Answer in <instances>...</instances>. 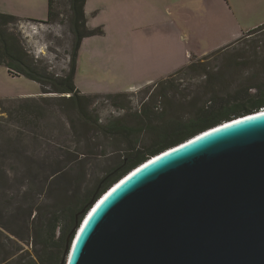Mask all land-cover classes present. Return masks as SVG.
I'll return each mask as SVG.
<instances>
[{
    "label": "rangeland",
    "instance_id": "rangeland-1",
    "mask_svg": "<svg viewBox=\"0 0 264 264\" xmlns=\"http://www.w3.org/2000/svg\"><path fill=\"white\" fill-rule=\"evenodd\" d=\"M69 2L55 0L58 16L47 21L49 0H0L1 12L24 18L10 28L22 35L36 64L59 76L69 72L75 42ZM86 11L89 27L101 31L84 38L75 83L81 92L93 95L91 111L103 123L138 110L154 91L144 93L145 85L169 77L192 59L201 60L264 24V0H87ZM244 38L225 52L201 60L209 76L198 70L176 74V88L163 89L169 97L159 96V103L172 102L171 111L189 118L210 105L212 98L238 106L264 95V30ZM41 91L37 81L11 75L0 64V98H13L0 105V250L7 256L0 264L38 262L42 247L33 236L35 220L59 211L63 202H82L80 220L121 155L104 137L90 136L73 105L60 100L64 94ZM119 92L129 93L116 100L108 96ZM41 94L48 100L42 103L40 119L15 113L21 105L15 98ZM38 167L42 185L32 181ZM58 170L61 176L54 178ZM75 187L80 189L74 198ZM62 221L57 237L68 240L76 222Z\"/></svg>",
    "mask_w": 264,
    "mask_h": 264
},
{
    "label": "water",
    "instance_id": "water-1",
    "mask_svg": "<svg viewBox=\"0 0 264 264\" xmlns=\"http://www.w3.org/2000/svg\"><path fill=\"white\" fill-rule=\"evenodd\" d=\"M89 206L61 264H264V111L151 156Z\"/></svg>",
    "mask_w": 264,
    "mask_h": 264
},
{
    "label": "trees",
    "instance_id": "trees-1",
    "mask_svg": "<svg viewBox=\"0 0 264 264\" xmlns=\"http://www.w3.org/2000/svg\"><path fill=\"white\" fill-rule=\"evenodd\" d=\"M86 1L87 0H70L69 2L71 27L72 32L75 35V42L70 54V69L66 75H56L46 68L37 65L30 51L26 48L22 35L17 34L10 28L11 25H15L17 21L24 20V18L6 14L1 11L0 64L5 65L11 75L25 76L40 83L42 94H64L63 96H60V100H67L73 105L74 111L77 113L82 126L88 128L90 131V136L104 137L111 143L114 151L121 154L118 156L115 165L110 167L102 178V182L105 181V185L98 195H94L96 199L123 175L151 156L177 145L199 132L226 120L262 108L264 109V95L250 104H242L238 106H233L228 103H216L215 99L212 98L209 101L210 105L206 104L200 111L195 112L189 118H181L177 116L178 114L175 110L171 111L172 106H174L172 102L164 103V101H162L163 104H160L158 100L159 96H162L163 98L169 97L167 93H164L163 89L176 88L173 83L175 80L174 76L184 70H198L204 73L206 77L209 76L207 68L204 67L206 64L201 60L205 61L215 55L221 54L236 44L241 43L246 39L244 37L264 30V24H262L245 32L243 36L235 42L204 56L201 60L192 59L185 68L169 77L159 82L145 85L143 89L144 93L147 94L153 89L154 91L148 99L143 100L142 105L135 112H127L121 116L111 117L105 123L101 122L100 117L94 115L90 108L93 104V95L81 92L75 83L77 60L83 39L101 31V28H91L88 26V19L85 10ZM54 2L55 0H49V14L47 21H54L58 16V13L54 10ZM27 20L44 22L33 19ZM172 91L177 92L176 89H172ZM128 93L129 92H119L108 94V96L116 100V98L126 97ZM42 94L34 97L15 98V101H19L21 104L20 109L15 113L25 118H32V116H35L40 119L44 111V105L42 103L48 100ZM4 100L5 102H12L13 98H0V105L4 104ZM3 109L8 108L4 105ZM12 114L13 113L10 112L9 115ZM101 154H104V150H102ZM38 171L39 167L36 168L32 181L41 184ZM54 174V178H59L61 176V171H55ZM80 175H82V173H79V176ZM76 179L78 180L79 178L76 177ZM79 189L76 187L74 188V198L78 196ZM81 204L82 202H76L73 204H67V202L64 204L63 202L59 211L51 210L46 215L38 217L37 220H35L33 236L42 247L41 254H38V262H34L35 264H61L65 255L68 240H66L64 236L57 237V233L62 229V220L69 222L75 220L74 222H76L78 209L81 207ZM89 207L88 203L86 208L88 209ZM83 217L84 215H82L80 221H82ZM72 238L73 236L70 240H72ZM0 259L2 261L7 259V256H3L1 250Z\"/></svg>",
    "mask_w": 264,
    "mask_h": 264
},
{
    "label": "crops",
    "instance_id": "crops-1",
    "mask_svg": "<svg viewBox=\"0 0 264 264\" xmlns=\"http://www.w3.org/2000/svg\"><path fill=\"white\" fill-rule=\"evenodd\" d=\"M87 2V1H86ZM85 10H86V5H85ZM86 16H87V19H88V26H89V14H88V12L86 11ZM246 32V31H245ZM244 32V33H245ZM243 33V34H244ZM84 40V39H83ZM226 46V45H225ZM81 47H82V45H81ZM77 68H78V63H77ZM137 84H141V83H137ZM142 84H144V83H142ZM141 87V86H140ZM139 86L138 87H136L135 89H139L140 88Z\"/></svg>",
    "mask_w": 264,
    "mask_h": 264
},
{
    "label": "bare ground",
    "instance_id": "bare-ground-1",
    "mask_svg": "<svg viewBox=\"0 0 264 264\" xmlns=\"http://www.w3.org/2000/svg\"><path fill=\"white\" fill-rule=\"evenodd\" d=\"M261 110H262V111H264V109H263V108H262Z\"/></svg>",
    "mask_w": 264,
    "mask_h": 264
}]
</instances>
